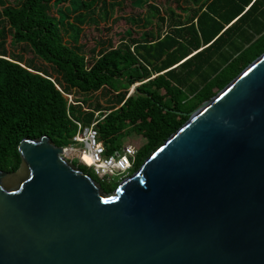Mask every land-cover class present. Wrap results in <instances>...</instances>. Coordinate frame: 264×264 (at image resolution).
I'll list each match as a JSON object with an SVG mask.
<instances>
[{"label": "water", "instance_id": "95a60500", "mask_svg": "<svg viewBox=\"0 0 264 264\" xmlns=\"http://www.w3.org/2000/svg\"><path fill=\"white\" fill-rule=\"evenodd\" d=\"M0 169V264H264V52L111 193L50 137Z\"/></svg>", "mask_w": 264, "mask_h": 264}, {"label": "trees", "instance_id": "16d2710c", "mask_svg": "<svg viewBox=\"0 0 264 264\" xmlns=\"http://www.w3.org/2000/svg\"><path fill=\"white\" fill-rule=\"evenodd\" d=\"M128 2L135 15L117 44L79 42L81 24ZM263 52L264 0H0V169L20 167L22 139L68 146L76 121L103 117L100 143L109 154L131 151L135 171ZM133 135L143 145L124 143ZM74 154L65 157L106 193L117 188Z\"/></svg>", "mask_w": 264, "mask_h": 264}, {"label": "built area", "instance_id": "2783aa9c", "mask_svg": "<svg viewBox=\"0 0 264 264\" xmlns=\"http://www.w3.org/2000/svg\"><path fill=\"white\" fill-rule=\"evenodd\" d=\"M70 99H72L71 96ZM102 118H96L90 125L76 121L78 131L73 137V143L64 146V151L65 153L81 154L88 161L95 175L102 181L111 183L116 178L123 181L133 173L135 157L131 151L123 149L111 154L107 153L106 146L99 141L97 128V124Z\"/></svg>", "mask_w": 264, "mask_h": 264}, {"label": "rangeland", "instance_id": "374dc122", "mask_svg": "<svg viewBox=\"0 0 264 264\" xmlns=\"http://www.w3.org/2000/svg\"><path fill=\"white\" fill-rule=\"evenodd\" d=\"M163 1V0H158ZM173 5H175L173 3ZM146 10V9H145ZM135 15V10L131 8L130 2L127 4H121L117 5L115 8V12L113 13V17L107 20H101L98 24L95 22L88 21L84 24H81L80 27L82 28L80 35H79V42H87L89 45H93L98 37L103 36V39L106 40L107 38H111L113 40L114 44H117L118 37L117 33L122 32L125 30V28L131 24L130 21H128L127 17L128 15ZM119 17L117 20L113 21L114 18ZM138 29V36L140 37L142 35V29H139V25H134ZM106 27H109V29H106ZM105 28V30L103 29ZM100 29V30H99ZM145 29V28H144ZM76 35H73V37ZM72 39V38H71ZM73 40V39H72ZM72 97V96H71ZM94 100H99L101 103H103L104 107L107 105V97H101L100 92H97L94 94ZM124 143L128 142H134L138 146L143 145L144 139L141 136H129L126 137L124 140ZM69 153H65V156H67ZM77 155L76 153L74 154ZM86 164H89L88 161L85 160ZM134 172V171H133ZM112 182H122V179H115Z\"/></svg>", "mask_w": 264, "mask_h": 264}]
</instances>
